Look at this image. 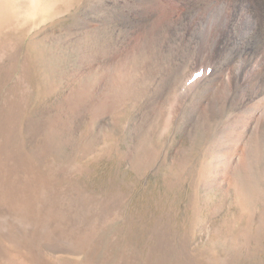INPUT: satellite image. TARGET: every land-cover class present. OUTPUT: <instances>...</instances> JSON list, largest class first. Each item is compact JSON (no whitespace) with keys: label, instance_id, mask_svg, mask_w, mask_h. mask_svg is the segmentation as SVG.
<instances>
[{"label":"rangeland","instance_id":"1","mask_svg":"<svg viewBox=\"0 0 264 264\" xmlns=\"http://www.w3.org/2000/svg\"><path fill=\"white\" fill-rule=\"evenodd\" d=\"M180 5L0 0V264H264L257 99L196 37L230 8Z\"/></svg>","mask_w":264,"mask_h":264},{"label":"bare ground","instance_id":"2","mask_svg":"<svg viewBox=\"0 0 264 264\" xmlns=\"http://www.w3.org/2000/svg\"><path fill=\"white\" fill-rule=\"evenodd\" d=\"M207 1H215L216 3L218 1L225 2V4L229 6L230 11L221 18L215 17V25H203V29H201V31L197 33L198 35H196L200 41L199 44L205 46V49H208V52L220 53V51H222L221 47L223 40L227 39L229 41L231 39L229 45H231L233 51L229 53L227 68L224 67V65L222 67V69L229 74V80L225 82L224 85L228 89V92L239 89V91L242 90L243 95H246L247 99H257L250 107L242 111L244 113L241 114L240 122L241 124L244 123V125L241 126L244 128L240 129L239 132H235V136H238L241 139L249 130L248 120L250 117L258 118V129L264 125V0H179L185 11L186 8H193L192 11H195V15L204 19L208 12H206L203 3ZM156 6L154 9L147 12V16L151 17V15L157 11L156 9L160 8L158 4ZM227 6L224 7V5H220V8L226 9L228 8ZM141 12L142 11H140V13ZM188 20L191 21L192 18L189 17ZM239 42H243L244 46H246L245 48L248 57H253L259 50L262 51L263 58L259 67L255 71L248 70L246 67L247 63L244 67L239 69V73L237 74L233 71L234 67H230V57L236 56L238 53L242 52L238 46ZM247 45H252L251 49L248 48ZM259 46L260 49L258 50L257 47ZM211 55L214 56L215 54L209 53V56ZM233 65L234 64H232V66ZM216 74L212 75L213 82L217 81L218 75ZM238 82L241 85L239 88H237ZM211 89L212 86L207 88L208 91ZM238 125L240 126V124ZM238 137L236 139H238ZM236 139L235 141L233 140L234 145L238 143V140L236 141Z\"/></svg>","mask_w":264,"mask_h":264}]
</instances>
